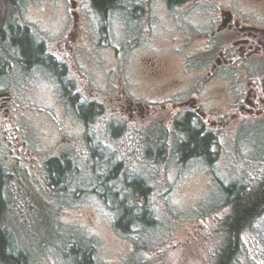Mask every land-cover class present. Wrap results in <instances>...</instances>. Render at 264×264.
<instances>
[{"label": "rangeland", "instance_id": "374dc122", "mask_svg": "<svg viewBox=\"0 0 264 264\" xmlns=\"http://www.w3.org/2000/svg\"><path fill=\"white\" fill-rule=\"evenodd\" d=\"M36 1L41 8L30 10L27 25L51 49L66 14L49 0ZM115 44L110 37L84 58L58 57L68 65L66 75L53 67L59 80L44 65L26 71L13 63L0 81L11 96L8 115L0 112V203L12 253L22 254L25 264H217L231 244L229 264H264V213L232 235L223 190L264 184V122L219 132L206 160L185 161L183 137L167 123L159 130L122 125L120 132L106 109L100 120L78 126L65 91L113 97ZM51 158L64 170L54 186L47 163L39 162ZM134 181L150 189L145 197ZM122 215L128 217L118 227Z\"/></svg>", "mask_w": 264, "mask_h": 264}, {"label": "flooded vegetation", "instance_id": "af4514ba", "mask_svg": "<svg viewBox=\"0 0 264 264\" xmlns=\"http://www.w3.org/2000/svg\"><path fill=\"white\" fill-rule=\"evenodd\" d=\"M49 1L66 14L51 49L36 41L35 31L27 25L32 22L30 10L41 8L38 1H0V81L6 82L13 63L26 71L40 64L52 71L59 65L64 75L67 61L58 57L84 58L113 37L114 96H104L102 101L67 92L69 101H65L77 114L78 126L100 120L106 109L112 111L120 132L122 125L159 130L167 123L183 137L185 161L190 156L185 149L193 148L190 134L209 141L208 153L219 132L243 130L250 121L264 122V0H113L105 6L95 0ZM28 56L33 57L28 60ZM133 56H137L134 65ZM10 101V94L0 90L4 115L9 113ZM165 128L162 139L167 136ZM190 157L206 160L207 155ZM57 159L39 161L47 163L52 185L57 172L50 163ZM0 217V241L5 238L0 264H25L22 254L12 253L1 203Z\"/></svg>", "mask_w": 264, "mask_h": 264}, {"label": "trees", "instance_id": "16d2710c", "mask_svg": "<svg viewBox=\"0 0 264 264\" xmlns=\"http://www.w3.org/2000/svg\"><path fill=\"white\" fill-rule=\"evenodd\" d=\"M111 1L113 0H95V2L101 6L107 5ZM23 48L25 49V51L28 50L27 46H24ZM31 55L34 54L31 53ZM31 57L33 56H28L27 59L30 60ZM53 71L58 72L57 69ZM68 96L69 94L67 93V91H65L64 97L66 101H69ZM189 138L190 144H193V148L185 149V152L188 155H207L206 146L209 142L207 139H200L199 137L193 134H190ZM53 165L54 163H50V166L52 167L53 171L57 172V180H60V177L63 174L64 170L62 168H55ZM133 188L142 197L146 196V192L148 189L145 187V185H143L141 181H136L135 183H133ZM223 190L227 197L226 204L231 206V213L225 219V226L227 227L229 233L234 236H238L240 233L244 232L248 227H251L256 222V220L260 218V216L264 213V184L260 186V188H252L250 190L244 186H228L225 187ZM126 217L128 216L122 215L116 222V226L124 227L123 220ZM140 219L141 221H144V215L140 217ZM4 239L5 238L2 236V240L0 241V260H3L2 256L5 254L4 247L2 244ZM230 245H227L226 248L222 250L219 255V261L217 262V264H229L230 260L234 258L233 248L235 246ZM231 247L233 248L231 249ZM228 257H230L229 261L227 259Z\"/></svg>", "mask_w": 264, "mask_h": 264}]
</instances>
